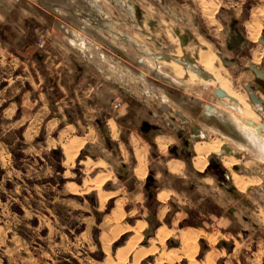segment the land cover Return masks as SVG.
Here are the masks:
<instances>
[{
	"label": "crops",
	"instance_id": "obj_1",
	"mask_svg": "<svg viewBox=\"0 0 264 264\" xmlns=\"http://www.w3.org/2000/svg\"><path fill=\"white\" fill-rule=\"evenodd\" d=\"M17 3L0 0L1 18L9 16ZM142 3L156 4L162 15L170 13L174 32L180 33V42L181 36L187 37L182 46L195 63L201 50L217 57L222 53L231 64L221 57L216 64L234 89L245 92L246 83L257 82L251 66L261 69L264 61V0L133 2ZM247 3L251 6L245 12ZM180 4L184 8L176 6ZM150 20L154 25L155 20ZM180 22L190 24V31H180ZM192 28L198 33L194 35ZM93 32L109 44L87 37L90 48L83 51L71 43L76 34L83 38L82 32L56 31L54 44L49 42L43 49L25 45L9 62V70L3 71L0 166L4 178L25 181L20 194L46 203L43 212L52 209L59 222L55 226L80 244L81 249L65 253L67 262L78 258L90 264H264V199L253 201L255 184L245 189L247 196L233 177L238 172L255 180L252 169L246 167L244 172L237 163L226 167L223 158L211 164L209 155L219 158L217 151L206 156L204 169L194 161L199 142L227 139L243 149L234 140L240 130L232 124L231 137L225 136L227 126L216 115H207L214 99L192 94L175 78L143 74L139 69L145 63L143 47L123 40L126 33ZM128 45L130 52L142 53L136 65L123 57L128 56ZM255 52L262 54L258 62ZM170 54L158 55L169 62L173 59L163 55L174 56ZM211 117L219 121V129L208 122ZM196 124L201 133L193 134L187 147L179 131L192 133ZM211 135L214 140L202 141ZM227 147L229 156L236 154ZM219 169L231 186L225 185ZM37 206L31 205V210ZM40 224L38 218L33 227ZM43 226L48 237L49 225Z\"/></svg>",
	"mask_w": 264,
	"mask_h": 264
},
{
	"label": "rangeland",
	"instance_id": "obj_2",
	"mask_svg": "<svg viewBox=\"0 0 264 264\" xmlns=\"http://www.w3.org/2000/svg\"><path fill=\"white\" fill-rule=\"evenodd\" d=\"M1 1L13 2V0ZM17 1L18 3L14 4L15 9L9 10V16L2 15L3 18L0 16V79L4 76L3 71L9 70V62L19 56L18 54L22 47L32 43L36 44L38 48H46L49 42L54 44V35L56 31H80L83 35L81 36L83 38H80V40L88 42V38H94L96 42L101 45L109 43L107 40L105 41L102 36L98 35V33L93 31H123V33L127 34V38L123 40L129 44H133L130 42L135 41L139 44L140 48L143 47L145 63L143 66H139V69L144 72L143 74L148 73L154 77L157 75H165L168 80L172 78L177 79V81L192 94L196 95L195 93H197V95L204 96L205 99H214L216 101L214 103L217 105L216 107H219L218 109H223L221 111H224L226 113V118L229 119L227 112L233 110L221 104L220 99H218L215 94L216 86L201 80H194L193 78L189 80L187 77L189 76L188 71L184 72L183 75H177L178 72L174 67H171L172 62L169 61V63L167 62L168 60L161 59V56L159 60L155 61L156 64L153 63L154 57L150 54L156 53H172L170 54L171 56H173L174 53V57L180 55V58L187 63L189 61H187L186 58L195 62V57L185 52L186 50L183 48L179 39L180 33L176 35L174 32L176 26L173 17H170V13L167 12L164 13L165 15L159 13L156 4H139L138 6L147 10V14L143 15L141 13L142 10L138 8L136 4H133L134 1L139 0H123L120 4L116 0H97L96 6H93L89 0ZM182 2H184V0H182ZM250 4L251 3H247L245 5V12L250 8ZM130 5H133V7L131 8ZM169 5L175 6L172 4ZM164 6L168 5L165 4ZM176 6L184 8V5L181 4ZM186 7L189 6L186 5ZM183 10L186 11L187 9ZM193 16L200 18L198 13H195ZM193 16L190 17L192 18ZM150 19L155 20L154 25L151 24L152 21ZM111 20L116 23L115 29H112L109 24L112 22ZM177 27H179L180 31H187L191 26L190 24L188 26L180 22V25ZM192 29L194 35L198 33L196 28ZM78 36V34L74 35V37L71 38V43L75 47L83 49L76 41ZM117 36L120 37L119 35ZM112 39L114 42L115 39ZM128 46V56L125 57V54L123 57L128 60L129 63L135 64L137 57L141 56L142 53H132L130 52V45ZM145 46L149 47V51H151L150 54L146 52ZM112 49H117L114 43L112 44ZM83 51L85 50L83 49ZM91 53L94 52L91 51ZM217 59L221 62L219 57H217ZM216 62L215 60L213 64L216 69L214 67L213 69H215L217 73L223 72L221 66L218 67ZM198 64L201 65V62L199 61ZM153 66L156 68L155 70L152 68ZM128 73L132 75L131 71ZM112 75H110L111 78L113 77ZM5 84L6 83H2L1 86ZM240 93L247 95V91ZM246 97L249 100L248 95ZM223 101L226 103L225 100ZM1 111L2 107L0 106V123L2 121ZM241 118L242 121L248 119L243 116H241ZM261 119L260 116V119L258 122L256 121V123H260ZM208 122L211 125H220L215 117L209 118ZM223 128L227 133L232 134L230 130L232 129L231 125ZM0 130H2V128H0ZM234 135L237 136L235 133ZM214 137V135H211L206 139H202V141H212ZM221 141L223 146L232 147V149L236 151L233 157L236 159L237 165L245 170L244 172H247L245 167H250V169H252L250 174H255V180H258V182L256 181L257 184L254 183L256 188L254 195L250 194L252 197L254 196L252 200L259 201V198L264 199L263 160L257 153H253L254 149L248 146L249 142L247 139L244 141L242 139V143L245 142L244 144L247 145L243 146V148L247 149H240L239 146L231 140L222 139ZM221 155L219 156V161L222 157L230 155V153L222 151ZM248 161L251 162L249 163ZM231 170L233 172L236 171L235 169ZM4 172L5 170L0 166V264H90L79 261L78 258H75L72 262H67V260H65V253L69 252L71 249H81L80 244L72 242V240L67 237L69 235L65 233L63 227L58 225V227L55 226V224L59 222H56L58 221V217L52 209L49 212L45 211L47 215L43 212L46 203L40 204L34 197H25L23 194H20L22 191H20V184H24L25 181H7L4 178ZM59 181L63 180L60 179ZM224 182L226 186L232 185L231 180L227 177L224 178ZM60 183L62 184V182ZM12 186H17V190L13 189ZM244 194L247 196L249 195L247 190H245ZM35 203H38V206L35 208L39 209L31 210V205ZM35 217L40 219L42 226L40 224L38 227H33V225L38 222V218ZM46 223L50 228L48 237L46 236V230L43 229V225ZM79 230L80 229H77V232ZM73 234L75 238L74 241H76L77 235L75 232H73ZM36 240L41 242L37 243ZM94 254L98 257L96 253ZM82 255L85 256L87 254L83 251ZM200 255H202V253ZM99 257H102V254L99 255Z\"/></svg>",
	"mask_w": 264,
	"mask_h": 264
},
{
	"label": "bare ground",
	"instance_id": "obj_3",
	"mask_svg": "<svg viewBox=\"0 0 264 264\" xmlns=\"http://www.w3.org/2000/svg\"><path fill=\"white\" fill-rule=\"evenodd\" d=\"M89 1L91 2V4L93 6L97 5L96 4L97 0H89ZM116 1L120 4V3H122L123 0H116ZM130 7L132 8L133 5H130ZM109 24L111 25L112 29H115L114 28L116 26L115 22L112 21ZM249 26H250V24H249ZM76 41L81 45V47L84 50L89 49V46L87 45V43L84 42L83 40H80V38L79 39L77 38ZM145 49H146V52L150 54L151 51H149V47L145 46ZM258 52L254 53V56H255L254 59L256 61L258 60V56L262 55V54H259ZM178 54H180V53H178ZM150 55H152L155 60L160 59V55H158V54H150ZM199 56H200V58H199L200 62L202 64L201 66L203 67V69L210 72L213 75V78H211V79L202 78L203 73L201 72V70H199V69L197 70L194 67V65L189 64L190 62L187 63V62L183 61L180 58V55H176L175 57L174 56L172 57L173 60L171 61L172 62L171 67L175 68V70L178 72L177 75H183L184 72L188 71L190 78H193L194 80H201V81L207 82L209 84H213L214 86H216V88L223 89L224 91H226L228 93L229 97H227V98L225 97L224 100L226 101V104L228 106H230L234 111V112L233 111L227 112L229 119L232 121V123H235L243 131V134L245 135V137L247 138V140L249 142L248 146L253 147L254 152L257 153L258 156L264 161V137L256 134V132H255L256 127L255 126H254L255 128L253 126L252 127L245 126L244 122L242 121V118H241V116H243L246 119L250 118L251 120L258 122V120L260 119V116L256 113L253 105H251L248 102L249 100L246 97L247 95L242 94L238 90L234 89L231 86V83L229 82L228 78L223 77L222 73L216 72V70H215L216 68L213 66V64L215 63V60L217 62H219V61H218V59L214 53L209 52V51L207 52V50L206 51L201 50ZM213 67L215 69H213ZM231 98H233L234 101H232ZM218 110L217 109L215 110V108H214V113L217 112ZM224 122H225V120H224ZM239 145L242 147L247 146L246 144H244L242 142H239ZM222 147H223L222 142H220V141H214L212 143H207V142L197 143V145H196L197 156H196V159L194 160V161H196V166L200 169H204L207 165L206 156H208V154L210 152H213V151H215V152L216 151L217 152L222 151V149H223ZM224 163L228 167L231 168V166L236 163V159L233 156H226L224 159ZM226 165H224V166H226ZM233 177H234V181H235L237 187H239L242 190H245L249 186V184L256 183V181L258 182V180H253L252 178H251L252 180L247 179L249 176L244 177L243 175H240L239 173H236V172L234 173ZM133 243H130V245L132 246Z\"/></svg>",
	"mask_w": 264,
	"mask_h": 264
},
{
	"label": "flooded vegetation",
	"instance_id": "obj_4",
	"mask_svg": "<svg viewBox=\"0 0 264 264\" xmlns=\"http://www.w3.org/2000/svg\"><path fill=\"white\" fill-rule=\"evenodd\" d=\"M187 38V37H186ZM161 56V55H160ZM166 56H168V55H166ZM162 57V56H161ZM164 58V57H163ZM172 57H169L168 56V59H171ZM262 58H263V56L261 57V59H260V61L259 62H261L262 61ZM185 59V58H184ZM186 60L187 61H189L192 65H194V67L198 70H201V72L203 73V76H202V78H204V79H211V78H213V75L210 73V72H208V71H206L205 69H203V67L201 66V65H199L198 64V66H197V63H195V62H193V61H191L189 58H186ZM257 67V66H256ZM258 69H260L259 67H257ZM262 69V68H261ZM260 69V70H261ZM187 77H189V76H187ZM258 77V76H257ZM217 89H219V88H216V90ZM245 91H247V95H248V98H249V102L253 105V107H254V109H255V111H256V113L258 114V115H260L261 116V121H260V123H256V121H254V120H251V119H248L247 121L245 120H243V122H245V124H247V125H249L250 127H254L255 128V132H256V134H258V135H262L263 136V133H264V129H259V125H263L264 126V98H263V94H264V79H261V78H259L258 77V80H257V82H255L254 84H252V83H246L245 84ZM251 93L252 94H254V95H256L257 97H258V99H259V101L258 102H254L253 101V99H252V97H251ZM215 94H216V91H215ZM217 95V94H216ZM228 95V94H227ZM217 97H219L218 95H217ZM227 97H229V95L227 96ZM226 97V98H227ZM219 98H221V100L223 99L224 100V98L225 97H219ZM222 100V102H223V105H225V103H224V101ZM231 100L232 101H234L233 100V98H231ZM217 105L216 104H212V105H209L208 107H207V115H210V116H213V115H216L219 119H220V121L222 122V123H224L227 127L228 126H230V125H236L235 123H232V121L230 120V119H227L226 118V113L224 112V111H221V110H223V109H219L217 112H215L214 113V107H216ZM224 113V114H223ZM224 120H225V122H224ZM249 121H252L253 122V124H251V123H249ZM215 128H218L219 129V127L218 126H220V125H213ZM237 126V125H236ZM221 127V126H220ZM237 128L240 130V134H238V137L239 138H234V140H235V142H237V143H239V142H243L244 140H246L247 138L245 137V135L243 134V131L237 126ZM223 134L225 135V136H230L231 137V135L229 134V133H226L225 131L223 132ZM243 139V141H242V139ZM183 141H184V144L186 143V138H184L183 139ZM245 143V142H244ZM186 145V144H185ZM223 146V145H222ZM242 148V147H241ZM231 148H229V150H230ZM243 149H247V148H243ZM249 150H251V149H249ZM222 151H226V149H224V146H223V149H222ZM221 151V152H222ZM251 151H253V150H251ZM221 152H219V153H221ZM254 152V151H253ZM255 153V152H254ZM229 156V155H228ZM226 157V156H225ZM225 157H222L223 159H222V162L224 163V159H225ZM236 164V163H235ZM235 164H233V165H235ZM224 165H226L225 163H224ZM232 165V166H233ZM231 166V167H232ZM226 167H228L227 165H226ZM230 168V167H229ZM246 168V167H245ZM246 169H248V168H246ZM223 170V169H222ZM239 170V169H238ZM240 170H241V168H240ZM219 171L221 172V170L219 169ZM221 173H223L224 174V178L226 177L225 175V172L223 171V172H221ZM220 173V174H221ZM236 173H238V172H236Z\"/></svg>",
	"mask_w": 264,
	"mask_h": 264
},
{
	"label": "water",
	"instance_id": "obj_5",
	"mask_svg": "<svg viewBox=\"0 0 264 264\" xmlns=\"http://www.w3.org/2000/svg\"><path fill=\"white\" fill-rule=\"evenodd\" d=\"M187 41V38L185 36H181V43L182 45L185 44V42ZM261 43L264 45V38L261 39ZM238 47H240V44H238ZM219 57H221V59L223 60V62L226 64V65H229L231 64V61L223 58V55L222 53H218ZM163 57L165 59H168V56L166 55H163ZM251 69H253L256 73V75L261 78V79H264V61L262 63V69H258L256 66L252 65L251 66ZM216 94L219 96V97H227L228 95L226 94V92L223 90V89H217L216 90ZM251 97L253 99L254 102H258L259 99L256 95L252 94L251 93ZM163 109L168 111L169 107L167 106V104H163ZM249 123L253 124L252 121H249ZM259 129H264V126L263 125H259ZM200 126L198 124H196L194 127H193V132L192 133H187L186 130L184 129H181L179 131V135H184L186 137V146L187 147H190L192 145V139L194 138V135L193 134H198V136L200 135ZM224 149H226L227 152H230L229 148L227 146L224 147ZM219 158H218V155L213 153L211 155H209V161L211 162V164L215 161H217ZM212 167V165L209 166V169ZM235 169L238 170V168L236 167ZM221 172H223V170H221ZM263 189H264V186H263Z\"/></svg>",
	"mask_w": 264,
	"mask_h": 264
},
{
	"label": "trees",
	"instance_id": "obj_6",
	"mask_svg": "<svg viewBox=\"0 0 264 264\" xmlns=\"http://www.w3.org/2000/svg\"><path fill=\"white\" fill-rule=\"evenodd\" d=\"M63 183V181H61Z\"/></svg>",
	"mask_w": 264,
	"mask_h": 264
}]
</instances>
